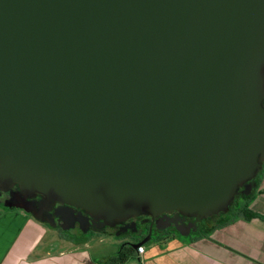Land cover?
Instances as JSON below:
<instances>
[{
  "label": "water",
  "instance_id": "obj_1",
  "mask_svg": "<svg viewBox=\"0 0 264 264\" xmlns=\"http://www.w3.org/2000/svg\"><path fill=\"white\" fill-rule=\"evenodd\" d=\"M263 162L264 0H0V184L200 219Z\"/></svg>",
  "mask_w": 264,
  "mask_h": 264
},
{
  "label": "flooded vegetation",
  "instance_id": "obj_2",
  "mask_svg": "<svg viewBox=\"0 0 264 264\" xmlns=\"http://www.w3.org/2000/svg\"><path fill=\"white\" fill-rule=\"evenodd\" d=\"M262 170H264V162L258 174ZM263 180L264 178L259 186L256 183V188L249 196L242 194L244 186L241 185L235 194L233 202L235 205L230 207L231 211H236L249 199L254 198V202L260 193L259 187ZM246 189L244 193L247 191ZM71 213L72 215H70ZM227 214L219 213L197 219L196 216L175 211L154 219L141 215L120 217L108 221L92 216L79 208L58 202L47 203L41 195L26 194L18 184H0V218L11 217L16 220L18 218L22 223L11 239L9 252L11 251L16 258L25 257L26 260L32 259L33 255L34 263H39L41 257L48 254L54 259H59L61 264H104L112 262L113 256L124 250L134 251L132 246L143 240H147L146 243L167 241L193 243L199 241L193 240L198 237H201L200 240L210 239L211 234L220 230L216 227L226 219ZM192 224H195V227H192ZM48 232L55 233L57 237L48 243L49 246L52 244L56 246L52 249L42 248L39 245ZM106 237L113 241V245H115L113 251L98 259H92L87 251L88 243ZM37 239L39 240L37 241ZM61 244H67L70 247H61ZM37 245L39 246L36 247ZM59 256L62 257L58 258Z\"/></svg>",
  "mask_w": 264,
  "mask_h": 264
},
{
  "label": "crops",
  "instance_id": "obj_3",
  "mask_svg": "<svg viewBox=\"0 0 264 264\" xmlns=\"http://www.w3.org/2000/svg\"><path fill=\"white\" fill-rule=\"evenodd\" d=\"M259 190H261L257 196L259 201L253 202L254 204L250 205V209L260 215L261 218H255L250 221L240 220V223L244 221L243 223L248 228L252 224L257 227L258 246L242 251L241 254H238L241 258L223 246L222 242L215 239H203L193 243L167 241L163 243L152 242L149 250L144 248L143 254H137L140 264H264V199L261 198L264 197V189L259 188ZM258 204H261V209H256ZM237 224H239V220L236 224L234 223L220 229L217 234L225 232L224 236L227 235L226 238L230 239L232 235L228 234L227 230H230L228 228H234ZM21 225L22 223L19 222L18 218L17 220L11 217L0 218V264H61L59 259H54L48 254L42 256L39 263H34L33 260H26L25 257L16 258V256H13L11 251L9 252L11 239H13L16 229L19 230ZM260 239L263 241L261 242L262 244ZM207 244L211 246L206 247ZM203 245L204 247H200ZM185 247H191V249H186ZM60 257L62 256L58 258ZM127 264L133 263L129 261Z\"/></svg>",
  "mask_w": 264,
  "mask_h": 264
},
{
  "label": "rangeland",
  "instance_id": "obj_4",
  "mask_svg": "<svg viewBox=\"0 0 264 264\" xmlns=\"http://www.w3.org/2000/svg\"><path fill=\"white\" fill-rule=\"evenodd\" d=\"M259 188L260 189H264V180H263V182H262V184H261V186ZM261 198L264 199V197H261ZM258 201H259L258 200V197H256V199H255L254 202H258ZM252 204H254L253 201H251V205ZM259 205H260V207H259ZM261 207H262L261 204H258L256 206V209H261ZM243 222L240 223V220H239V224H237V226H235L234 228L233 227L232 228H228L230 230H227V233L232 235L230 237V239L229 238H226L227 235L224 236V233L225 232H219V234H217V232H215V233H213V234L210 235V239L211 240H214L215 239V240H218L219 242H222V245L223 246H225L226 248H228L234 254H237V255L238 254H241L242 251H247L250 248L257 247L258 246V236H257L258 230H256L257 227H255L252 224L248 228L246 226V224L243 223ZM234 223L236 224L237 222H234ZM230 225H232V224H230ZM245 226H246V228H245ZM244 230H245V232H243ZM44 237L45 238L43 239L42 243L39 244V245H41L42 248L47 247V248H51L52 249V248L56 247L54 244H52L51 246L48 245V243H49V241L51 239H53V240L54 239H57L55 233H49L48 232V233H46L44 235ZM210 239H208V240H210ZM38 240L39 239H37V241ZM93 242H95V243H93ZM261 242H263L262 239H260V243ZM88 244H89L88 245L89 247H88L87 251L90 254V256H91L92 259H95V258L98 259V258H100V257H102L104 255L109 254L110 252L113 251V248L115 247V245H113V241L111 239H108V237H106V238H99V239H96V241H90ZM150 244L151 243H146V244L143 245V247L146 248L147 250H149L150 249ZM39 245H37L36 247H38ZM210 246L211 245H208V244L206 245V247H210ZM61 247L67 248V247H70V245L61 244ZM200 247H204V245L203 246H200ZM185 248L186 249H191V247H185ZM33 253L35 254V252H32V254ZM238 256L241 258L240 255H238ZM31 257L33 259V255ZM32 259H28V260L30 261ZM130 262L133 263V264H140V261H139V258L138 257L131 259ZM142 262H143V260H142Z\"/></svg>",
  "mask_w": 264,
  "mask_h": 264
},
{
  "label": "trees",
  "instance_id": "obj_5",
  "mask_svg": "<svg viewBox=\"0 0 264 264\" xmlns=\"http://www.w3.org/2000/svg\"><path fill=\"white\" fill-rule=\"evenodd\" d=\"M264 178V170H262L256 177V183H258V186L260 184V182L262 181V179ZM253 199H249L248 201L245 202L244 205H242L241 207H239L236 211H231L228 212L227 216L225 217L226 219L222 220L218 226L216 227V229H222L230 224H233L234 222H237L238 220H244V221H250L252 219L255 218H261L260 215H258L257 213L253 212L250 209V205H251V201H253ZM232 213V214H231ZM201 237L195 238L193 239L195 240H200ZM137 257V253L136 251H122L121 253L113 256V260L112 262H106L104 264H127L131 259L136 258Z\"/></svg>",
  "mask_w": 264,
  "mask_h": 264
},
{
  "label": "built area",
  "instance_id": "obj_6",
  "mask_svg": "<svg viewBox=\"0 0 264 264\" xmlns=\"http://www.w3.org/2000/svg\"><path fill=\"white\" fill-rule=\"evenodd\" d=\"M136 253H137L138 255L143 254V253H144V247H143V246L138 247V249L136 250Z\"/></svg>",
  "mask_w": 264,
  "mask_h": 264
}]
</instances>
